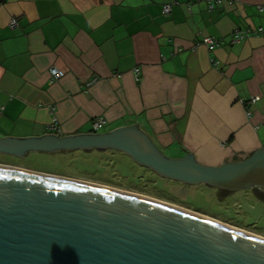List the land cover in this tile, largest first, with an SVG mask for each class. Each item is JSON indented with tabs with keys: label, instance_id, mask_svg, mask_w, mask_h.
Wrapping results in <instances>:
<instances>
[{
	"label": "crops",
	"instance_id": "1",
	"mask_svg": "<svg viewBox=\"0 0 264 264\" xmlns=\"http://www.w3.org/2000/svg\"><path fill=\"white\" fill-rule=\"evenodd\" d=\"M258 25L264 0H1L0 137L90 132L103 116L102 131L137 123L167 156L245 158L264 147V31L231 34Z\"/></svg>",
	"mask_w": 264,
	"mask_h": 264
},
{
	"label": "water",
	"instance_id": "2",
	"mask_svg": "<svg viewBox=\"0 0 264 264\" xmlns=\"http://www.w3.org/2000/svg\"><path fill=\"white\" fill-rule=\"evenodd\" d=\"M113 149L159 175L264 193V147L216 165L165 155L137 123L107 131L2 136L0 153ZM66 177V176H65ZM0 163V264H264V240L172 207Z\"/></svg>",
	"mask_w": 264,
	"mask_h": 264
},
{
	"label": "rangeland",
	"instance_id": "3",
	"mask_svg": "<svg viewBox=\"0 0 264 264\" xmlns=\"http://www.w3.org/2000/svg\"><path fill=\"white\" fill-rule=\"evenodd\" d=\"M102 129L103 127L99 128V131ZM101 150L93 149L89 152L84 150L85 153L81 150L72 151L74 152L72 155L75 156L72 159L71 157L70 159L63 158L62 155L55 152L34 151L29 152L23 158L6 156L3 159L19 162L17 165H21V167H36L55 171L51 173L146 196L264 238V199L258 198L255 193H252L251 188L228 193V191L218 192L203 183L190 184L172 181L173 179H156L125 153L111 149ZM146 178L148 179L146 180ZM153 179H155L153 182L149 181ZM153 184L166 190L172 198L159 196L160 191Z\"/></svg>",
	"mask_w": 264,
	"mask_h": 264
},
{
	"label": "built area",
	"instance_id": "4",
	"mask_svg": "<svg viewBox=\"0 0 264 264\" xmlns=\"http://www.w3.org/2000/svg\"><path fill=\"white\" fill-rule=\"evenodd\" d=\"M205 1L207 3L208 8H212L215 5L222 3L224 0H205ZM163 11L164 12L170 11V3H164L163 4ZM17 23H18V21H17L16 17H14V16L10 17L9 22H8V24L10 26H15V25H17ZM262 31H264V25H258L255 27H246V28H236L232 31L231 40L237 41L241 38H244L246 36L253 35V34H258ZM199 41L206 44L208 46V48H212L215 45L221 43L222 40L220 37H216L214 35H206V36H202ZM133 71H134L135 78L137 79L138 73H139V68L134 67ZM49 73H50V78L53 80V79L60 77L64 72H63V70H61L59 68L50 67ZM94 78L95 77H93L92 79H94ZM258 99H259V95H257V94H253L245 100L241 99V101L245 105V114L247 117L251 116V114H252L251 108H252L253 104ZM105 122H106V119L103 116H99V117L95 118L92 122V131H97L99 128H101V126L104 125ZM49 128L53 129L56 133H58L60 131V128L56 122L55 117H53L52 121L49 123Z\"/></svg>",
	"mask_w": 264,
	"mask_h": 264
},
{
	"label": "trees",
	"instance_id": "5",
	"mask_svg": "<svg viewBox=\"0 0 264 264\" xmlns=\"http://www.w3.org/2000/svg\"><path fill=\"white\" fill-rule=\"evenodd\" d=\"M105 150V149H104ZM111 150H113V149H111ZM72 151H76V150H69V151H55V153H58V154H60V155H62L63 156V158L64 157H66V158H69L70 159V157H71V159L73 158V157H75V156H73L72 155V153H74V152H72ZM81 151H84V150H81ZM85 151H87V152H89V151H92V150H85ZM85 151L83 152V153H85ZM101 151H103V149L101 150ZM113 151H116V150H113ZM52 153H54V152H52ZM136 163V162H135ZM137 164V163H136ZM137 165H139V164H137ZM139 166H141V168H143L145 171H147L149 174H151V175H153V176H155V178L157 179V178H165V177H163V176H161V175H159L158 173H156V172H154L152 169H150V168H148V167H145V166H142V165H139ZM30 168H34V169H37V170H44V169H38V168H36V167H30ZM45 172H55V171H47V170H44ZM58 173H61V172H58ZM144 174H146V172H144ZM148 178H146V180H147ZM166 179H169V178H166ZM155 179H153V180H149V181H151V182H153ZM157 181V180H156ZM172 181H174V180H172ZM177 181V180H176ZM155 183V182H154ZM204 184V183H203ZM154 185V187H156V188H158V186H156L155 184H153ZM207 185V184H206ZM207 186H210V187H213L214 189H216L218 192H221V191H228V193H231L232 191L231 190H226V189H223V188H220V187H214V186H211V185H207ZM162 189V190H161ZM158 188V191H160L159 193V196H162V197H166V198H172L171 196H169V194L166 192V190H164L163 188ZM248 190V189H247ZM157 191V190H156ZM234 191V190H233ZM249 191V190H248ZM251 191H252V193H255V195L258 197V198H260V192H258V191H256V190H254L253 188H251ZM203 212H205V211H203ZM207 213V212H206ZM209 214V213H208ZM212 215V214H211ZM215 216V215H214ZM219 217V216H218ZM227 218V217H226Z\"/></svg>",
	"mask_w": 264,
	"mask_h": 264
},
{
	"label": "bare ground",
	"instance_id": "6",
	"mask_svg": "<svg viewBox=\"0 0 264 264\" xmlns=\"http://www.w3.org/2000/svg\"><path fill=\"white\" fill-rule=\"evenodd\" d=\"M69 179H70V178H69ZM72 180H74V179H72ZM76 181H79V180H76ZM80 182H83V181H80ZM85 183H88V182H85ZM88 184H92V183H88ZM92 185L99 186V187H103V188H107V189H111V190H116V189L109 188V187L102 186V185H98V184H92ZM116 191H120V190H116ZM120 192H123V193H126V194H130V195H133V196H136V197H140V198H145V199L150 200V201L158 202V203H160V204H163V205H166V206L172 207V208H174V209H177V210H180V211H183V212L189 213V214L197 215V216H199V217H202V218H204V219H207V220H210V221L216 222V223H218V224L224 225V226H226V227H228V228H231V229H234V230H236V231L244 232L245 234H249V235H251V236H254V237H256V238H259V239H261V240H264V238L261 237V236H259V235H255V234H252V233H248V232H246V231H244V230H241V229H238V228H235V227L229 226V225H227V224H224V223L218 222V221H216V220H214V219H212V218H209V217H207V216H203V215H200V214H197V213H194V212H191V211L185 210V209H183V208H178V207H176V206H172V205L167 204V203L165 204V203H163V202H160V201H157V200L150 199V198H148V197H146V196H142V195H138V194H133V193H128V192H124V191H120Z\"/></svg>",
	"mask_w": 264,
	"mask_h": 264
},
{
	"label": "flooded vegetation",
	"instance_id": "7",
	"mask_svg": "<svg viewBox=\"0 0 264 264\" xmlns=\"http://www.w3.org/2000/svg\"><path fill=\"white\" fill-rule=\"evenodd\" d=\"M260 198L264 199V193L263 192H260Z\"/></svg>",
	"mask_w": 264,
	"mask_h": 264
}]
</instances>
